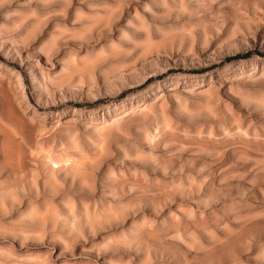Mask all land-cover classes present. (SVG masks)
Returning <instances> with one entry per match:
<instances>
[{
	"label": "rangeland",
	"instance_id": "obj_1",
	"mask_svg": "<svg viewBox=\"0 0 264 264\" xmlns=\"http://www.w3.org/2000/svg\"><path fill=\"white\" fill-rule=\"evenodd\" d=\"M0 264H264V0H0Z\"/></svg>",
	"mask_w": 264,
	"mask_h": 264
},
{
	"label": "trees",
	"instance_id": "obj_2",
	"mask_svg": "<svg viewBox=\"0 0 264 264\" xmlns=\"http://www.w3.org/2000/svg\"><path fill=\"white\" fill-rule=\"evenodd\" d=\"M237 55V54H236Z\"/></svg>",
	"mask_w": 264,
	"mask_h": 264
}]
</instances>
